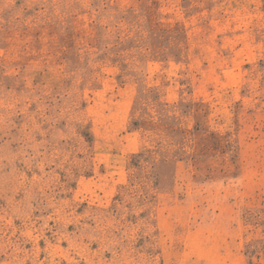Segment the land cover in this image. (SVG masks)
<instances>
[{"label": "rangeland", "instance_id": "374dc122", "mask_svg": "<svg viewBox=\"0 0 264 264\" xmlns=\"http://www.w3.org/2000/svg\"><path fill=\"white\" fill-rule=\"evenodd\" d=\"M0 264H264V0H0Z\"/></svg>", "mask_w": 264, "mask_h": 264}]
</instances>
